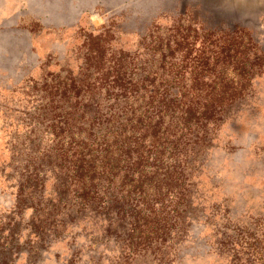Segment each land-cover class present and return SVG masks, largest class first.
<instances>
[{
  "label": "rangeland",
  "instance_id": "rangeland-1",
  "mask_svg": "<svg viewBox=\"0 0 264 264\" xmlns=\"http://www.w3.org/2000/svg\"><path fill=\"white\" fill-rule=\"evenodd\" d=\"M0 264H264V0H0Z\"/></svg>",
  "mask_w": 264,
  "mask_h": 264
}]
</instances>
